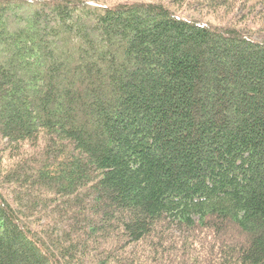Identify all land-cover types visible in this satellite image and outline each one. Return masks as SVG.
<instances>
[{"label": "trees", "instance_id": "trees-1", "mask_svg": "<svg viewBox=\"0 0 264 264\" xmlns=\"http://www.w3.org/2000/svg\"><path fill=\"white\" fill-rule=\"evenodd\" d=\"M0 264H264V0H0Z\"/></svg>", "mask_w": 264, "mask_h": 264}, {"label": "rangeland", "instance_id": "rangeland-1", "mask_svg": "<svg viewBox=\"0 0 264 264\" xmlns=\"http://www.w3.org/2000/svg\"><path fill=\"white\" fill-rule=\"evenodd\" d=\"M107 3L115 4L116 2H124V3H136L138 1H144V0H103ZM150 1V0H148ZM208 14V12H206Z\"/></svg>", "mask_w": 264, "mask_h": 264}]
</instances>
